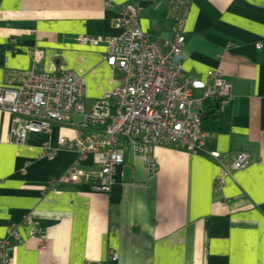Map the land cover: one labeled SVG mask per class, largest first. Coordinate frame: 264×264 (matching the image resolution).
<instances>
[{"label":"crops","instance_id":"obj_1","mask_svg":"<svg viewBox=\"0 0 264 264\" xmlns=\"http://www.w3.org/2000/svg\"><path fill=\"white\" fill-rule=\"evenodd\" d=\"M170 1L0 0V87L23 81L29 69L74 71L86 105L103 98L120 76L105 63L103 42L122 32L120 8L138 5L141 30L166 50ZM185 1L184 77L205 81L219 69L231 84L223 132L208 134L205 150L227 166L245 152L249 164L217 190L221 167L210 156L154 146L157 173L127 151L110 193L93 189L104 178L89 155L79 162V182L52 188L77 156L64 149L46 156L44 145L56 149L60 137L89 131L76 116L18 144L10 115L0 112V239L15 227L20 234L0 264H264V0ZM79 36L99 44H79ZM28 52L41 55L34 61ZM29 217L44 231L42 249Z\"/></svg>","mask_w":264,"mask_h":264},{"label":"built area","instance_id":"obj_2","mask_svg":"<svg viewBox=\"0 0 264 264\" xmlns=\"http://www.w3.org/2000/svg\"><path fill=\"white\" fill-rule=\"evenodd\" d=\"M185 9V0L170 1L174 33L173 40L165 43L163 50L141 30L138 5L120 8L115 22L122 32L114 39L103 41L107 47L104 61L120 76L110 93L90 103L89 112L83 101V78L74 71L51 74L29 69L23 81L0 87V112L11 117L10 133L15 143H23L31 133L50 134L53 124H71V118L76 116L80 119V129L89 131L74 138L60 137L56 149L44 145L46 156L54 155L59 149L77 156L74 165L50 187L79 182L83 176L79 162L89 155L104 178V183L93 189L110 193L115 169L122 166L127 151L141 156L149 173H156L157 159L151 155L154 146L210 156L221 167L215 179L217 190L233 173L249 164L245 152L232 155L227 166L220 153L205 150L209 135L201 129L203 103L218 100L221 106L230 104L231 84L219 69L208 71L205 81L184 77ZM77 42L99 44L86 36H79ZM28 54L34 61L41 55L40 52ZM197 91L200 93L196 94ZM25 224L30 226V236L38 238L39 246L44 248L43 229L30 217ZM17 228L0 239V254L5 263L10 261L9 248L20 240ZM112 259H116V254Z\"/></svg>","mask_w":264,"mask_h":264},{"label":"trees","instance_id":"obj_3","mask_svg":"<svg viewBox=\"0 0 264 264\" xmlns=\"http://www.w3.org/2000/svg\"><path fill=\"white\" fill-rule=\"evenodd\" d=\"M201 129L209 135H216L223 132L221 104L218 100L204 101Z\"/></svg>","mask_w":264,"mask_h":264},{"label":"rangeland","instance_id":"obj_4","mask_svg":"<svg viewBox=\"0 0 264 264\" xmlns=\"http://www.w3.org/2000/svg\"><path fill=\"white\" fill-rule=\"evenodd\" d=\"M141 9V8H140ZM140 15V14H139ZM171 16V15H170ZM172 18V17H171ZM200 93V92H199ZM84 101V100H83ZM85 103V102H84ZM86 104V103H85ZM86 107V111H88L89 112V110H90V104H88V105H86L85 106ZM222 107V106H221ZM87 132H88V130H87ZM155 158V157H154ZM123 163V162H122ZM122 163H121V165H122ZM156 173H157V171H156ZM155 173V174H156ZM30 227V226H29ZM31 237V236H30ZM116 259H117V255H116ZM115 260V259H114Z\"/></svg>","mask_w":264,"mask_h":264}]
</instances>
